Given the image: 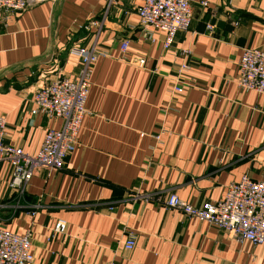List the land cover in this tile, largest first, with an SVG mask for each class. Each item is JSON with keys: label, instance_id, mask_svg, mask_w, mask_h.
<instances>
[{"label": "crops", "instance_id": "1", "mask_svg": "<svg viewBox=\"0 0 264 264\" xmlns=\"http://www.w3.org/2000/svg\"><path fill=\"white\" fill-rule=\"evenodd\" d=\"M141 3L43 0L9 17L0 11L4 142L28 154L60 125L32 113L36 88L77 78L70 47L99 53L63 168H36L20 192L9 186L11 164L0 161V228L30 233L29 264H264V245L165 205L176 193L201 206L243 175L263 178L264 95L236 80L243 50L264 49V0H191L190 27L167 49L164 31L142 29ZM182 63L188 84L175 94ZM59 219L66 229L54 233Z\"/></svg>", "mask_w": 264, "mask_h": 264}, {"label": "built area", "instance_id": "2", "mask_svg": "<svg viewBox=\"0 0 264 264\" xmlns=\"http://www.w3.org/2000/svg\"><path fill=\"white\" fill-rule=\"evenodd\" d=\"M43 0H0V11L9 17L17 11L25 10ZM206 6V1H201ZM142 29L151 36L157 30L165 32L164 48H169L179 30L190 27L192 20L191 0H142L137 8ZM212 23H207L206 31L211 33ZM128 46V40L121 43L122 51ZM68 53L81 63L76 79L61 76L43 82L33 94V114H44L58 119V127L48 128L41 146L35 154H28L21 147L4 142L6 119L0 115V161L12 166L9 186L24 192L36 168L60 170L65 159L72 153L77 142V134L84 115L85 102L89 91L90 67L99 55L95 48L81 46L70 47ZM137 65L143 67L145 59H139ZM239 71L236 83L243 90H254L264 95V49L245 48L238 63ZM188 68L187 63L179 67L171 92L182 93L188 84L181 74ZM166 131V129H164ZM164 132V131H163ZM171 209H180L188 217H197L224 230L228 237L247 241L253 245H264V174L262 179H252L243 175L238 181L227 186L224 195L217 201L205 202L194 206L172 193L165 200ZM64 220L55 222L54 233H63ZM134 240L129 237L124 242L125 249H132ZM29 232L17 234L6 228H0V264H29L33 260L30 251Z\"/></svg>", "mask_w": 264, "mask_h": 264}]
</instances>
